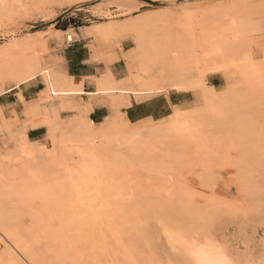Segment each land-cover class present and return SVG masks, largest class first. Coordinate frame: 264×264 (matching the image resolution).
<instances>
[{"label":"rangeland","instance_id":"1","mask_svg":"<svg viewBox=\"0 0 264 264\" xmlns=\"http://www.w3.org/2000/svg\"><path fill=\"white\" fill-rule=\"evenodd\" d=\"M66 1L3 0L0 45L21 38L37 39L44 42V58L53 61L54 42L58 46L69 42L55 31L70 30L72 40L79 32L96 45L100 39L109 44L103 55L95 54L106 74L109 60L116 61L119 55L129 77V52L136 43L123 26L142 19L148 22L143 30L149 34H145L162 39L165 45H179L177 61L189 80H200L202 86L213 83L216 95L223 97L206 110L190 91V103L182 111L192 115L193 121L182 138L137 155L122 150L115 160L107 156L117 153L105 154L95 163L98 175L73 176L63 183L28 176L17 185H4L7 187L0 189V245L13 250L6 234L21 235L24 248L31 252L35 247L42 257L38 264H66L59 257V247L43 234L65 227L69 233L72 226L76 231V227L85 230L84 234L97 230V255L85 246L90 244H83L86 254L97 257V264H192L186 249L190 239L213 242L230 264H264V0H84L74 5ZM122 48L130 50L127 55L120 54ZM209 65L217 72L202 77L204 66ZM53 66L60 71L59 65ZM151 71L149 63L142 62L132 74L146 81ZM11 88L7 85L4 91ZM62 99L54 98L57 102ZM68 109L74 112L71 119L83 122L80 109ZM66 116L61 122L68 121ZM114 116L126 126L120 113ZM25 118V122L1 118L0 163L9 158L24 160L15 152L25 146L22 136L32 124L42 126L39 113ZM21 129L24 134L18 132ZM59 133L53 138L58 139ZM35 143L46 152L54 148L47 129L43 140ZM108 160L116 166L106 167ZM79 182L116 192L100 197L84 193L89 200L84 206V199L76 203L70 192ZM113 218L131 261L112 238ZM37 235L41 237L34 245ZM104 247L107 252L102 256ZM87 260L84 264H92ZM0 264L33 263L19 250L12 259L1 257Z\"/></svg>","mask_w":264,"mask_h":264},{"label":"bare ground","instance_id":"2","mask_svg":"<svg viewBox=\"0 0 264 264\" xmlns=\"http://www.w3.org/2000/svg\"><path fill=\"white\" fill-rule=\"evenodd\" d=\"M13 1L19 3V0ZM67 1V4L74 5L82 3L84 0ZM0 2L2 4L3 0H0ZM147 24L148 22L146 20L142 21L141 19L127 22L123 26L131 31V36H133L136 43L135 47L129 52L130 61L127 65V70L130 76L125 77L118 83L114 82L109 71L107 74L105 73V75H103L104 77L102 76L104 79L102 78L103 80L98 82L100 83L97 86L99 88L98 91L99 93L107 94L111 99L110 105L112 114L104 120L105 123L102 122V124L97 125L90 122L87 118L86 114L89 108L84 112H80L83 122H77L75 119H71V117L67 122H61V119L57 115V109L50 103L51 99L58 96H65L68 93L81 95L83 92L80 89V83H77L75 80H66L64 75L55 69L53 66L55 64L50 59L46 60L44 58L41 53L44 50V42L37 39L21 38L0 45V94L5 92L4 87L7 85L16 88L21 84L28 83L37 77H41L45 86L44 91L40 94L37 101L26 106L24 114L27 117L34 113L41 114L42 121L40 119V124L47 129L48 138L53 140L54 143L52 151L49 150L50 152H46L44 147L28 141L25 135L22 136L25 141V146L18 148L15 152L24 160L13 162V159L7 156L9 160L5 163H0V189L2 187L6 188L10 183L14 186V182H16L15 185H17L20 180L28 176L34 178L36 176L42 178L43 181L48 180L53 182L55 180L63 183L65 179L68 181L72 180L73 176H75V178H80L86 175H98L99 173L97 168H95V163L101 160L105 154L108 155L112 152L117 153L115 157L107 156L108 159L115 160L120 157L118 154L120 155L122 150L133 155H137V153L143 151L149 152L156 147L155 145H166L182 138L187 128L192 124V115H185L182 109L175 108L170 117L166 118L169 120L168 123L152 127L148 125V123H152V121L147 120L131 124L120 114L122 120L126 124L125 127H122L120 120L114 116L123 103L122 96L132 94L136 99H139L160 92H168L169 90L178 92L193 91L197 100L207 106L206 110H208V107H211V104L216 103L218 98L223 97V94H221L220 97L216 95V90L213 86H202V81L200 80L194 82L189 80L185 75V69L177 61L181 54L179 45L173 42L168 43V45L166 43L165 45L162 39L157 40L154 36L145 34H149L148 30H143L145 28L144 25ZM111 27L113 26H108V28ZM56 34L62 36L61 33ZM63 35L66 41L72 40L68 33ZM204 61L206 60L204 59ZM142 62L149 63L152 67L151 74L147 77L146 81L132 74L135 65H139ZM205 64L206 63H204V65ZM203 69L204 72L201 74L202 77L207 73L217 72V69L214 68L213 65H209L208 67L204 66ZM224 75L227 76L226 73H224ZM226 79L228 80V77H226ZM231 86H229V88ZM116 93L117 96L114 95ZM41 104L44 105L41 107ZM38 125L39 124H32L30 128L34 129ZM18 132L24 134L23 129ZM55 132H60L58 139L53 138ZM77 159H82L83 162H76ZM105 165L106 167L116 166L115 163L110 160L106 161ZM88 169L90 170L89 173ZM91 182H93V179H91ZM6 184L7 186L4 187ZM70 192L74 196L76 203L84 199L81 203L87 206L85 200L86 202L89 200L84 198V193H98L100 197V195H103L105 192L113 194L116 192V189L110 187H104L102 189L91 186L85 187L79 182L78 185L74 184V186L71 187ZM107 193H105V195ZM99 197H97L96 200H98ZM81 203L80 205H82ZM114 218L116 219V217ZM114 218L111 220L112 238H114L121 251L129 257L130 255L127 250L126 242L122 240L123 236L120 237L117 233L118 223L117 225L112 223ZM0 227L2 226L0 225ZM72 228L75 230V228L71 226L70 229ZM64 229L67 228L65 227L63 230L60 229L54 232H45V234H43L46 240H50V242L59 247V257L63 259L62 261L66 264L71 261H77L78 263L76 264L82 262L84 264L87 260L86 257H88L87 261L92 264H97V257L95 255L92 256L93 254L97 255L95 248V241L99 236L97 230L90 231L89 229V234L87 232L84 234L82 232L85 230L81 228L79 230L76 227L77 231L75 230V236L73 229L70 230L68 228L69 233L76 237L70 238L71 235ZM6 237L12 245H14L13 250L8 249L4 246L5 244L0 245V258L5 255L9 259H12L18 251L21 250L25 254V257L33 264H38V261L41 260V256L35 251V247L31 252L24 248V242L21 243V235L15 237V235L6 234ZM40 237L38 236L33 239L34 245H38ZM205 241H203V243L195 239H190V241L187 242L186 249L189 256H191L192 264H230L227 255L223 254L213 242L208 240L207 242ZM83 244H90V246H85H88L87 249L89 248L91 250L92 255L90 252V255L84 252L86 248ZM31 249L32 248H30V250ZM102 252L103 254L101 255L105 256L107 252L106 247L102 249ZM130 258L132 259V257H129L128 261ZM134 263L136 264V262Z\"/></svg>","mask_w":264,"mask_h":264},{"label":"crops","instance_id":"3","mask_svg":"<svg viewBox=\"0 0 264 264\" xmlns=\"http://www.w3.org/2000/svg\"><path fill=\"white\" fill-rule=\"evenodd\" d=\"M68 31L65 33L55 31V34H66ZM74 35L75 38L72 41L63 43L61 46L54 42L52 62L59 65V72L64 75L66 80H75L81 84L80 89L83 94L68 93L65 96H58L64 98L60 102L55 101L54 98L56 97H54L50 103L57 109V115L60 119L64 115H67V118L73 115L74 112L68 107L78 108L81 112L89 108L86 114L88 120L96 125L102 124L112 114L111 99L107 97V94L98 91L97 86L100 84L98 82L106 71L104 65L95 60V54L99 57L103 55L109 44L100 39L96 45L90 37L79 32H75ZM129 51L122 48L120 54L127 55ZM108 63L110 66L106 70L109 71L115 83L126 77L121 56L118 55L116 61L111 62L109 60ZM92 79H96L97 82ZM211 86L215 88L216 85L212 83ZM44 88L43 81L35 78L33 81L0 94V120L3 118L25 122L26 106L37 101ZM114 95L117 96V93ZM189 97L190 91L178 92L175 90L160 92L139 99H136L132 94H127V96L121 97L123 103L117 112L131 124L147 120L158 122L170 117L175 108H185L190 103ZM44 104L40 106L42 107ZM45 135L46 128L37 126L34 129H28L25 136L28 141L35 143L41 142Z\"/></svg>","mask_w":264,"mask_h":264}]
</instances>
